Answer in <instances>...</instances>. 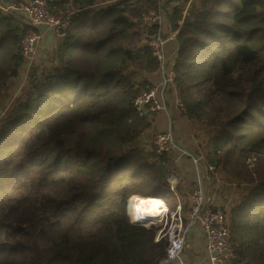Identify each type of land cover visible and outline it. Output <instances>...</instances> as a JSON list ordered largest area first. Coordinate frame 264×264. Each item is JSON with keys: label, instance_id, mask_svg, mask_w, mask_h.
I'll list each match as a JSON object with an SVG mask.
<instances>
[{"label": "trees", "instance_id": "obj_1", "mask_svg": "<svg viewBox=\"0 0 264 264\" xmlns=\"http://www.w3.org/2000/svg\"><path fill=\"white\" fill-rule=\"evenodd\" d=\"M46 1L71 22L47 66L27 64L23 95L1 119L0 264H158L168 240L133 223L129 205L135 195L169 205L176 164L140 145L153 116L134 100L161 68L145 42L160 27L143 16L172 0ZM166 16L182 113L217 129L200 154L251 185L226 212L235 264H264V0H178ZM35 30L0 10V100Z\"/></svg>", "mask_w": 264, "mask_h": 264}, {"label": "built area", "instance_id": "obj_2", "mask_svg": "<svg viewBox=\"0 0 264 264\" xmlns=\"http://www.w3.org/2000/svg\"><path fill=\"white\" fill-rule=\"evenodd\" d=\"M109 2L111 0L100 2L99 6ZM0 10L24 17L36 30L40 26L45 27L55 34L58 41L65 37L72 15V12L59 16L53 15L46 0H17L9 5L0 2ZM165 16L163 10L152 11L143 16V22L147 25L158 24L160 27L158 32L148 34L145 42L149 45L152 56L161 65L160 71L163 74V84L162 86H153L143 91L134 100V110L142 117H151L165 111L167 106L163 91L168 86L175 88L174 79L176 73L174 63L176 57L170 58L167 55L166 48L168 42L176 38L177 31H172L168 37L163 34ZM42 38L43 34L37 30L26 36L22 42L23 54L31 63L38 53ZM180 106H182L181 103ZM153 145L159 154L173 153L176 150L174 133L171 130L154 133ZM189 157L193 158L196 167L202 164L206 165L203 154L193 155L190 153ZM207 171L209 174L215 173L216 166L208 165ZM169 182L172 192L177 194L175 180L171 176L169 177ZM136 196H134L135 201ZM163 204L165 205V210L162 215L155 222L144 224L147 227L156 224L161 226L155 241H159L161 238L168 240L167 255L158 264H187L184 250L188 231L192 227L201 230L205 237V249L209 255L210 264H235L236 254L231 244V231L228 223V214L226 213L228 210L215 204L214 200L207 195L201 179L197 180L189 195L187 215L181 204H177L173 210L169 209L164 199ZM130 214L133 219V212Z\"/></svg>", "mask_w": 264, "mask_h": 264}, {"label": "rangeland", "instance_id": "obj_3", "mask_svg": "<svg viewBox=\"0 0 264 264\" xmlns=\"http://www.w3.org/2000/svg\"><path fill=\"white\" fill-rule=\"evenodd\" d=\"M186 2L189 5V1L186 0ZM192 2H193V0H190V3H192ZM177 3H178V0L168 1L167 4H165L163 6L164 8H162L165 15H166V12L173 9V6ZM53 48L56 49L55 46ZM55 49L44 51V54H46V56L44 58H42V56L37 57V55L39 54V53H37L36 56L34 57L33 61L35 59H38V60L42 59V60H44V62H42L41 65L47 66L51 62L50 58L53 55V53L55 52ZM39 50L40 49H38V51ZM30 63H31V61L28 60V62L26 63V66L22 69L20 76H18L17 78H15L11 81L12 83L10 84L8 95L5 98L0 100V123H1V119L3 118V113L5 112L7 106L15 98L21 97L23 95V89L26 85L27 76H28V72H29L28 71L29 69H27V67H28L27 64H30ZM145 76H146V78H148L150 76V74L146 73ZM162 84H163V78L161 76H159L157 78V82L155 83V85H153V84L152 85L154 87H159V86H162ZM176 94H177V100L179 103V107L182 110V106H180L181 102H180L179 94H178L177 90H176ZM155 115H157V114H155ZM184 122H186L187 124L190 123V121H184ZM166 124H167V122H166ZM179 124H181V123H179ZM191 125H193V123H191ZM196 125H197L196 127L190 128L184 124H181L182 130L180 133H182V135L185 137H184V141L181 140L179 143H177L175 133H174L176 150L171 154L175 158V160L177 159L178 161H175L176 166L174 167V171H173V174L171 175V178L175 180L176 186L180 185V187L184 191V192H182L184 194L183 196H186V198L188 200H189V195H190L191 191L193 190L194 186L197 183V180L201 178L202 184L204 186V189H205L207 195L214 200L215 204L220 205L221 208L223 207V208H227V210H230L233 205L239 203L241 200H243L245 198L249 189L251 188V185L246 184V183L240 184L235 179L226 175L224 173L223 169L220 167H216L215 173L209 174L205 170L206 169L205 166L206 165L208 166L207 162H206L205 166L202 164V165L196 167V164H195L193 158L189 157L190 153H192L193 155H200V153H203V152L199 151L201 149L200 147H202L204 144H206V142L213 135L215 136V133L217 131V129L207 128L206 126H203V125H200L197 123H196ZM167 127H168V125H166L164 129H156V127H150V129L140 138V141H139L140 145L144 148H147V149L154 148V145H153L154 133L164 132V131L168 130ZM172 132H174V131H172ZM204 156H205V154H204ZM205 172L208 176V179H210V181H207V180L203 181V178L206 176ZM205 185L207 186V189L205 188ZM176 192H177V188H176ZM178 195H179V193H178ZM138 196L139 195H137L136 197L138 198ZM175 197L177 200L175 199ZM137 198H136V200H137ZM167 198H169V200H170L169 201L170 204L168 205L170 210H173L175 208V207L173 208V206L171 205V203H175V202H176V205L181 204L184 207V203H182V201H180V199L178 200V196L176 195V193L170 192L167 195ZM149 199L152 200L154 198H149ZM134 203H135V199H134V196H132V198L130 200V205H129L130 213H132ZM185 203H186V205H188V203L186 202V199H185ZM188 209H189V207L185 210L186 215H187ZM136 214H137L138 218L140 219V215H139L138 211H136ZM132 221L135 222L133 219H132ZM186 222H187V219H186ZM160 228H161V226H159V229Z\"/></svg>", "mask_w": 264, "mask_h": 264}, {"label": "crops", "instance_id": "obj_4", "mask_svg": "<svg viewBox=\"0 0 264 264\" xmlns=\"http://www.w3.org/2000/svg\"><path fill=\"white\" fill-rule=\"evenodd\" d=\"M188 1L190 3V0H188ZM193 1L196 2L197 0H193ZM37 30L43 34L42 41L39 45V49H40L38 51L39 54L37 55V57L42 56V58H44L46 56V54H44V51L55 49L53 47L54 46L56 47V45L58 43V39L56 38L55 34L52 31L47 30L45 27L40 26L37 28ZM163 30H164L163 34L166 37H168L170 35V33L173 31L169 26V21H168L167 16H165V22L163 25ZM175 39L170 40L167 44V48H166L167 49V55L170 58L176 57V48L177 47H176ZM35 61H37L38 63L44 62V60H42V59L41 60L35 59ZM149 74H150V76L148 77V80H150L153 85H155V83L157 82V78L159 76H161V77L163 76L161 71L156 72V73H149ZM163 97H164L167 109L165 111H162V112L158 113L157 115L153 116L152 127H156V129H164L165 126L168 125V127H167L168 130H166V131H170V130L174 131L173 133H175L177 143H179L181 140L184 141L185 136H183L182 133H180L182 130L181 124H184L190 128L196 127L197 125H196V123L188 120L187 117L183 115L182 110L179 107V103L177 100L176 88H174L172 86H168L167 88H165L163 91ZM184 121H190V123L187 124ZM166 122H167V124H166ZM179 123H181V124H179ZM191 123H193V125H191ZM148 130H146V132ZM171 157L174 161H178V160H175V158L172 155H171ZM175 164H176V162H175ZM205 168H206L205 170L207 171L206 166H205ZM205 174H206V172H205ZM204 180L210 181V179H208L207 174L203 178V181ZM205 188L207 189L206 185H205ZM184 257L186 259L187 264H210L209 263V255L205 249V237L203 236L201 231L197 228L192 227L188 231V238H187V243H186V247L184 250Z\"/></svg>", "mask_w": 264, "mask_h": 264}, {"label": "bare ground", "instance_id": "obj_5", "mask_svg": "<svg viewBox=\"0 0 264 264\" xmlns=\"http://www.w3.org/2000/svg\"><path fill=\"white\" fill-rule=\"evenodd\" d=\"M164 210L165 205L163 204L162 198H154L151 200L149 198L138 196L133 205V220L135 222L150 224L152 222H155L157 218L162 215ZM136 211L139 212L141 220H137L138 216L136 214Z\"/></svg>", "mask_w": 264, "mask_h": 264}, {"label": "water", "instance_id": "obj_6", "mask_svg": "<svg viewBox=\"0 0 264 264\" xmlns=\"http://www.w3.org/2000/svg\"><path fill=\"white\" fill-rule=\"evenodd\" d=\"M17 0H0V2L4 3L5 5H9L11 2H15ZM136 224H140V225H144V223H140V222H133Z\"/></svg>", "mask_w": 264, "mask_h": 264}]
</instances>
